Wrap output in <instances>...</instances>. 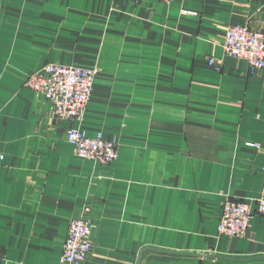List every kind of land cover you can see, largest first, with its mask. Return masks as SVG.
Returning a JSON list of instances; mask_svg holds the SVG:
<instances>
[{
	"label": "crops",
	"instance_id": "crops-1",
	"mask_svg": "<svg viewBox=\"0 0 264 264\" xmlns=\"http://www.w3.org/2000/svg\"><path fill=\"white\" fill-rule=\"evenodd\" d=\"M232 24L264 31V0H0L7 264H62L78 217L87 264H264V68L225 53ZM49 63L102 68L77 126L116 137L115 162L78 157L25 85ZM228 198L257 212L244 237L218 232Z\"/></svg>",
	"mask_w": 264,
	"mask_h": 264
},
{
	"label": "built area",
	"instance_id": "built-area-1",
	"mask_svg": "<svg viewBox=\"0 0 264 264\" xmlns=\"http://www.w3.org/2000/svg\"><path fill=\"white\" fill-rule=\"evenodd\" d=\"M227 55L247 60L252 69L264 68V31L249 25L232 24L224 40ZM209 63L217 72L222 64L210 57ZM100 66L92 68L72 64L49 63L31 72L25 85L39 92L49 103L50 113L69 124L66 131L68 142L80 158H89L100 164H111L118 159L119 149L116 137L107 138L100 132L89 136L77 126L83 119L91 98ZM5 154L0 149V162ZM256 211L264 214V185L256 200ZM252 203L240 198H228L223 203L218 223V232L231 237H244L257 213ZM94 249L92 224L87 217L73 218L61 256L62 264H87ZM0 264H7L0 246Z\"/></svg>",
	"mask_w": 264,
	"mask_h": 264
}]
</instances>
